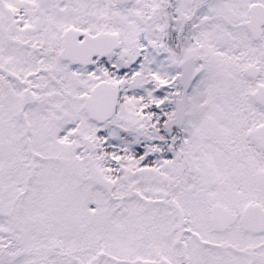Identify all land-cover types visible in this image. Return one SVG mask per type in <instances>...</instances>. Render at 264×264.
I'll list each match as a JSON object with an SVG mask.
<instances>
[{
    "label": "snow or ice",
    "instance_id": "snow-or-ice-1",
    "mask_svg": "<svg viewBox=\"0 0 264 264\" xmlns=\"http://www.w3.org/2000/svg\"><path fill=\"white\" fill-rule=\"evenodd\" d=\"M0 264H264V0H0Z\"/></svg>",
    "mask_w": 264,
    "mask_h": 264
}]
</instances>
